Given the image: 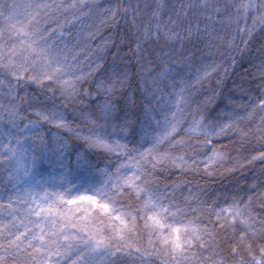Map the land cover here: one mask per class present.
Wrapping results in <instances>:
<instances>
[{"label":"snow or ice","instance_id":"snow-or-ice-1","mask_svg":"<svg viewBox=\"0 0 264 264\" xmlns=\"http://www.w3.org/2000/svg\"><path fill=\"white\" fill-rule=\"evenodd\" d=\"M0 185V264H264V0H0Z\"/></svg>","mask_w":264,"mask_h":264},{"label":"trees","instance_id":"trees-1","mask_svg":"<svg viewBox=\"0 0 264 264\" xmlns=\"http://www.w3.org/2000/svg\"><path fill=\"white\" fill-rule=\"evenodd\" d=\"M100 2L105 3V0H100ZM172 2L175 3L176 0H172ZM237 45H238L237 50L234 53H232V55L235 57V67L230 66L232 62L228 60L227 57L224 58L223 63L224 66L227 68V72H228L227 78H225L224 80V84L226 90H231L234 96L240 97L241 94L239 88L241 84H243L244 80H250L251 77L248 75V72L254 71L250 61L254 60V58L260 55L258 51L260 47V41L257 40L255 43L249 42L246 47L244 43L238 40ZM216 59L218 63L221 62L219 57H217ZM255 62L259 63V60H256ZM223 76H224V72L223 70H221L220 77ZM220 77H216V79H219ZM212 85L213 87H215V80H213ZM244 86L247 87L246 84ZM241 102L247 103V100L245 99L242 100ZM222 143L228 145L229 150L232 151L233 153V157L237 155L247 156L250 155L251 153V146L249 145L241 146L240 143L232 144L229 143V141L227 140L222 141ZM105 162H107L106 159H104L103 162H101L100 166L103 167ZM231 166L233 165L231 164L227 165V167H231ZM221 171H223V169H221ZM244 172L246 174V179L244 176H241L239 173H237V176L235 178L231 176H228L227 178L220 176L216 177L215 179L209 178L207 180V184L219 190L221 184L229 185V182L234 181L235 179H239L241 184L251 182L252 180L251 173H248L247 169H245ZM201 183H204V181H201ZM2 186L3 185H0V187ZM144 239H146V237Z\"/></svg>","mask_w":264,"mask_h":264}]
</instances>
